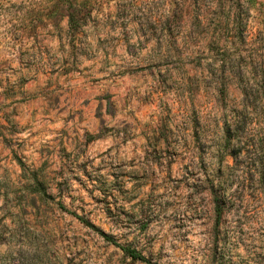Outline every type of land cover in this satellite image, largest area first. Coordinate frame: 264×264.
I'll return each mask as SVG.
<instances>
[{
  "label": "rangeland",
  "instance_id": "rangeland-1",
  "mask_svg": "<svg viewBox=\"0 0 264 264\" xmlns=\"http://www.w3.org/2000/svg\"><path fill=\"white\" fill-rule=\"evenodd\" d=\"M121 247L264 264V0H0V264Z\"/></svg>",
  "mask_w": 264,
  "mask_h": 264
},
{
  "label": "trees",
  "instance_id": "trees-1",
  "mask_svg": "<svg viewBox=\"0 0 264 264\" xmlns=\"http://www.w3.org/2000/svg\"><path fill=\"white\" fill-rule=\"evenodd\" d=\"M70 21L72 22V19L69 18V22ZM229 142H230V137H227V143H229ZM217 200H218L217 197H215V202H217ZM102 235L105 237V239L110 240L104 233H102ZM121 248L123 251L126 252V254H128L133 259H138V260L144 261L148 264H154V263H151L150 261H148L145 256H143L141 253L137 252L136 250L128 249V248H124V247H121Z\"/></svg>",
  "mask_w": 264,
  "mask_h": 264
}]
</instances>
